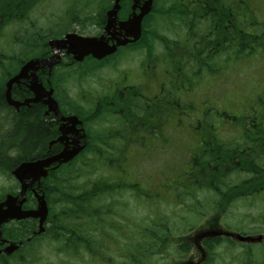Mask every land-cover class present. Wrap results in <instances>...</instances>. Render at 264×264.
I'll return each mask as SVG.
<instances>
[{
  "label": "trees",
  "instance_id": "obj_1",
  "mask_svg": "<svg viewBox=\"0 0 264 264\" xmlns=\"http://www.w3.org/2000/svg\"><path fill=\"white\" fill-rule=\"evenodd\" d=\"M40 1L0 0V15L2 18L4 14L10 16L9 11L20 15V10H27L30 18ZM232 1L218 0L216 5L220 22L229 18L233 24L227 29L212 20L208 10L212 8V0H190L189 11L185 13L191 20L189 42L179 50L174 45L172 52L163 57L173 62V70L179 69L194 82L201 78L197 68L202 63V68H206L209 61L225 55L233 67L250 58L249 55L264 52V22L254 17L262 0H246L251 2L247 10L243 8L247 4ZM182 2L173 0L166 5L155 2L152 13L144 21L146 33L139 43V48L147 50L140 62L143 67L148 60L155 61L151 60L150 53L158 44L157 40L165 43L164 38L152 33L155 17L161 20V15L173 16L183 24ZM201 22L205 24L204 31L198 25ZM210 31L212 35L205 37ZM219 35L227 37L225 45L218 39ZM9 39L13 45L11 63L10 66L0 65V82L8 72L17 71L23 58L35 56L38 49L36 38L34 42L32 36L24 42L19 33L13 32ZM196 39H203L204 49H211L210 42L216 45L204 62H198L199 54L192 59L193 51H198L194 44ZM247 48L250 54L244 53ZM3 52L0 51L2 57ZM214 66L219 72V66L216 63ZM181 76L174 77L161 92L158 88L161 79L157 80L158 94L154 98L145 96L140 89L137 97L130 98L131 106L121 110V118L115 123L107 120V135L95 128L89 132V141L76 159L94 172L100 167L107 169L106 175L100 174L84 183H71L79 176V172L76 175L69 169L74 160L49 171L41 181L49 207L45 232L31 237L12 254L0 256V264H69L72 259L75 264L76 261L82 264H156V260L166 262L168 255L174 253L180 261L166 264H181L194 248L190 236L201 216L208 218L198 228L216 220L219 226L229 228V223L222 224L227 214H234L233 210L240 205L255 207L258 197L264 201V102L257 99L250 105L247 98L249 86L258 81V75L242 78L244 80L232 78L227 88L221 89L220 97H206L197 105L171 97L181 84ZM193 88L194 84L187 85L189 91ZM213 100L219 105L214 110ZM73 104L76 106L73 111L85 118L88 111L83 105L77 101ZM27 110L28 115H33ZM96 115L101 118L100 113ZM48 131V121L25 122L17 116L10 118L6 126V136L10 139L0 140V152L6 154L0 156V175L10 178V170L19 162L45 156L49 152ZM16 188L15 183L14 187L3 190L0 199L7 192L15 193ZM34 203L29 193L26 206ZM263 216L260 211L254 217L261 222L252 226L253 232L264 230ZM176 222L180 225L175 230ZM33 229L34 221H19L5 225L3 235L21 240ZM234 229L248 233L240 227ZM40 245H45L44 248L52 245L50 254L62 255L65 261L50 262L40 254ZM202 245L206 255L200 264H264V238L261 244H247L228 236H217L203 239Z\"/></svg>",
  "mask_w": 264,
  "mask_h": 264
},
{
  "label": "flooded vegetation",
  "instance_id": "obj_2",
  "mask_svg": "<svg viewBox=\"0 0 264 264\" xmlns=\"http://www.w3.org/2000/svg\"><path fill=\"white\" fill-rule=\"evenodd\" d=\"M143 1L144 0H138L136 6L132 7L135 0H119L120 6L116 15L111 17V27L106 31L104 28L109 19L108 11L112 7L114 0H100V6L93 12L90 5L81 6L77 9V0H71L69 1L70 7L66 8L61 16H58L55 21H51L50 24L45 27L44 25L38 26V29H36L35 17L30 15L29 18L27 10H20V15H14L12 11H9L10 16L4 14V17L2 18L0 15V51H4L3 57L0 56V65L3 63L5 66H10L13 45L11 43L12 40L10 41L9 38L13 35V32L19 33V38L24 42H26V39L30 38V36L34 37V42L36 38L35 45L38 47L35 56H27L26 58H23L18 65L17 71L14 74L8 72L6 77L0 82V94L3 100L0 102V140L6 142L10 139L9 135L6 136L7 121L12 117L17 116L19 120L25 122H49V137L47 138L49 152H47L45 156H42V158L49 154L58 153L64 147L74 148L82 145L85 146L90 138L89 132L93 131V128L103 131L107 135V130L105 129L107 120H114L113 122L115 123L116 120L121 118V110L127 106H131L129 103L130 98L137 97L140 89H142V93L145 96L148 97L153 95V97L150 98H154L158 94L156 86L157 80L161 79V84L158 87L159 90L161 88H167L171 82L168 70H173V62L170 63L167 61V57L166 60L163 59V57L166 56L167 51L166 49L161 50L160 44H155L152 55L150 56L151 60L154 58L155 61L151 62L148 60L147 66H142V70L144 71L142 73V82L139 83L138 81L137 83H133L129 78L128 73L125 70H119L118 68L119 62L128 57L131 58V55L140 54L141 57L144 56L142 51L145 50L146 47L139 48V43L142 42V36L146 33L144 21L147 16L152 13L155 0H153L150 12L142 19L141 35L136 41L127 42L125 45H119L113 53L106 55L101 59H97L91 54H85L81 59H76L75 53L72 51L73 43L71 40H74V36L79 34L84 37L103 36V40L108 44L115 43L118 38H124V31L120 29L119 23L125 21L133 12L136 14L139 13V5ZM231 2L233 3L232 0ZM239 2L241 4L242 2L247 4L246 7L243 6L245 10L251 5V2L246 0H239ZM217 4L218 0H212V8L208 9L211 11L212 20L215 22L217 21L215 25L221 23L225 28H231L233 24L230 22L229 18L225 22H220V15L216 12ZM190 5V0H183L181 6L182 12L185 15L182 24L185 29H189L191 25V20L185 14L189 11L188 7ZM19 9H21V7H19ZM230 11L231 10H229V12ZM46 12L48 11H41L39 13L41 16H45ZM50 15L53 16L54 12H50ZM198 25H203V22L198 23ZM12 26H16L17 28L11 30ZM91 26L94 28L92 32L87 34L82 32ZM204 29L205 26H202L203 31ZM213 29L216 30L217 28ZM210 35H212V31L208 32L205 37ZM217 35L218 34H216V36ZM218 39L222 41L224 45L228 41L227 37L224 35H219ZM187 42H189V37H184L178 44H176L175 49L179 50L186 47ZM194 44L198 46V51L196 53L193 51L192 59L198 58L199 54V63L200 61L204 62L205 57L208 56V52L216 47L215 44L210 42L209 45L211 49L202 48L203 39L200 41L196 39ZM157 49H160V52H156ZM172 50H169V52L171 53ZM244 53L250 54L249 49H245ZM249 56H255L258 64L260 60H262L264 64V52ZM31 60L41 63L29 67L23 77L10 85V97L20 103L16 107L9 103L6 98L7 82L9 79L17 75L21 71V68ZM159 64L162 65V71L160 74H158ZM203 66L204 63L201 64L200 68H197L198 74H200V72L202 73L203 69H205L202 68ZM104 70L108 71L106 73L108 76L103 79L98 78V74ZM79 72H82L83 75L81 76L82 73ZM260 72L262 71L258 72V76ZM199 77H201V75H199ZM33 78H35L34 81ZM262 78L263 79L255 81L249 86L250 90L247 92V98L250 105H254L257 99L261 101V103L264 102V86L258 87V83L264 82V76ZM69 81L77 85L78 92L73 90ZM90 81L93 83V86L88 88L86 87V84ZM32 82L42 88L40 98L36 101H33L36 95L35 92L31 90ZM164 89H161L160 92ZM49 97H51L56 103L55 109H52L53 104L50 102ZM74 101L81 103L84 110L88 111L85 118L73 111V109L76 108L73 104ZM200 101L201 100L199 99L198 101H195L193 97L181 100V102L195 105ZM208 101H210V99H208ZM212 102L213 110L215 109V106L219 107L217 102L215 103L214 100ZM27 109L31 111L33 115L29 114V116L28 113L25 112ZM96 113L101 114L100 119ZM93 115L94 117H92ZM71 117H76L79 123L76 122L72 124ZM27 118H29L30 121ZM114 133H117V130H115ZM60 138L61 141L57 140ZM3 155L5 156L6 154L0 152V156ZM214 226L227 229L226 227L219 226L217 220L215 223L212 222L208 227ZM252 233L255 232H251L250 235H252ZM2 247L3 245H0V249ZM201 261L202 255L201 253H197L188 264H200Z\"/></svg>",
  "mask_w": 264,
  "mask_h": 264
},
{
  "label": "rangeland",
  "instance_id": "obj_3",
  "mask_svg": "<svg viewBox=\"0 0 264 264\" xmlns=\"http://www.w3.org/2000/svg\"><path fill=\"white\" fill-rule=\"evenodd\" d=\"M99 1L100 0H97V1L96 0H77L76 8L79 9V7L81 6L90 5L92 7V12H93L96 8L100 6ZM158 3L166 5L169 3H173V0H158ZM69 7H70L69 0H42L40 1L38 4L34 6L33 11L31 13V16L35 17L34 20H35L36 29H38V26L44 25L45 27L49 25L51 21L52 22L53 20L55 21V19L58 16H61L64 13L65 9ZM260 7L262 8V11L259 14H257V18H258L257 20L264 22V0L260 2ZM171 8H174V7H171ZM175 9L178 10V8H175ZM41 11H48V12L45 13V16H41V14L39 13ZM180 11H182V7L180 8ZM50 12H54V15L51 16ZM155 15H157V12L153 14L154 17ZM181 15H184V14L181 13ZM155 18L157 21H155L152 24L151 30H152V33H156L160 35L159 38L165 39V43L161 39H158L157 42L158 44L161 45V50L166 49L165 47L169 46V48L166 49L167 54L169 50H172V47L178 44L185 35L189 37V32L191 31V27H189V29H185L183 25L178 23L173 16L161 15V20L158 17H155ZM200 26H205V25L203 24ZM16 28H17L16 26H12L11 30H14ZM92 30H94V28L91 26V27L86 28V30L82 32L87 34V33L92 32ZM153 50H154V47L152 48V51L150 53L151 55H152ZM146 52L147 50L142 51L144 56ZM156 52H160V49H157ZM144 56L141 57L140 54L131 55V58L128 57L119 62V66H118L119 70L120 69L125 70L128 73V76L133 83H137L138 81L140 83L143 81L142 73L144 71L142 70L143 65H141L140 62L142 61ZM147 59L149 58L147 57ZM242 62L244 64L240 63V64H236L238 66L232 67L229 60L226 58V56L221 55V57L217 59L216 61H213V62L209 61L207 63L206 68L203 69V72L202 73L200 72L199 74L201 75V78L198 80H195L194 82L188 80L185 77V74L183 75L182 71H180L179 69L168 70L170 78H171V82L173 81L174 77L182 75L181 78L179 79V82L181 84L179 85V88L176 89V92L171 94V97L178 101H181L184 98H192V97L194 98L195 101H198V99L201 100L205 97H209V98L214 97V96L220 97V94H221L220 92L222 91L221 89L227 88L232 78L250 79L254 77L255 75H257L259 71H262L259 73L257 80L263 79L262 77L264 76V64L262 60H260L258 64L255 56H252L250 58H247L246 60H242ZM214 63H216L219 66V72L215 71ZM158 71H159L158 74H160V72L162 71L161 64H159L158 66ZM107 72H108L107 70L101 71L98 74V78L103 79L107 77L108 76L106 74ZM93 81H94V77H93ZM91 83H92L91 81L88 82L86 84V87L89 88L90 86H93V83L92 84ZM69 84L73 87V90L75 92H78V87L75 83H71L69 81ZM188 84H194L195 88H193L192 91H189L187 89ZM263 86H264V82L258 83V87H263ZM244 97H247V96L244 95ZM170 151L172 154L173 153L172 148H170ZM168 154H169V151H168ZM88 158L92 159L93 157L88 156ZM69 169L73 171V174H76V175L79 172V176H77V179H73L71 183H84L85 181H89V180L92 181L93 179L99 177L100 174L101 176L107 174V169H103L102 167H100L96 172L89 170L80 161H78V159L74 160V163L69 167ZM10 187H14V181L10 179L9 177H7L6 175H3V176L0 175V193L3 190H6ZM258 198L259 199L255 201L256 203L255 207L244 206V205L238 206L237 208L233 210L234 214H227L223 218L222 224L225 225L229 223L228 227L231 230H234V227H240V229H242L243 231L253 232L252 226L256 224H260L261 222V221L254 220V217L260 211L264 213L263 212L264 211V201H261L262 199L261 197H258ZM260 202H263V203H260ZM197 208L198 207L195 206L193 208L194 211H196ZM241 217H245V218L241 219ZM207 218L208 216L207 217L201 216V219L199 220V222H197L194 228L197 229L198 226H200V224H202L204 220ZM261 219L264 220V216ZM176 223H177V226L175 227V230L180 225L178 222ZM260 233L264 234V230H262ZM254 244H261V243H254ZM43 246L45 245L38 246L40 249V254L45 256L47 259L49 258L50 262L58 263L59 261H65L66 258L62 255L50 254L52 245H47L46 248H44ZM174 254H169L167 261L164 263H161V261H158V260H156L155 263L156 264H166L167 262L169 263L171 261L180 260V258L178 256H175ZM192 254H193V250L190 251L183 259H186V260L190 259ZM115 257L118 258V256H115ZM225 258L227 259V255H225ZM73 260L74 259H72L69 262V264H75ZM76 263L82 264V262H79V261H76ZM83 264H90V263H83Z\"/></svg>",
  "mask_w": 264,
  "mask_h": 264
},
{
  "label": "water",
  "instance_id": "obj_4",
  "mask_svg": "<svg viewBox=\"0 0 264 264\" xmlns=\"http://www.w3.org/2000/svg\"><path fill=\"white\" fill-rule=\"evenodd\" d=\"M119 0H115V3L113 7L111 8L110 12H108V22L105 26V29H109L111 27L112 19L111 17L113 15H116V11L119 8L118 4ZM137 0H135V3ZM133 4V7L136 6V4ZM152 0H146L144 3L139 6V13H132V15L124 22L120 23V29L124 31V35L126 38L124 39H117L116 44H113L111 46L107 45V43L102 42V39H97L95 37H81V36H74V40H71L72 44V51L75 53L76 59H81L83 55L91 53L96 58H101L106 54L112 53L116 46L123 45L129 41H135L139 35H140V27H141V19L144 15H146L150 8H151ZM73 36V35H72ZM54 43V42H52ZM41 62L38 61H29L23 68H21V71L15 75L13 78H11L7 83V90H6V98L9 103L15 105L16 107L20 104L17 101H13L10 99L9 90L10 85L13 82H17L21 77L24 76L26 70L34 66L35 64H40ZM43 63V62H42ZM35 78H33L34 81ZM31 90L35 92V98L33 101H36L40 98V92L42 90L41 87H39L36 83L32 82ZM48 95V93H47ZM50 102L53 104L52 109L56 108V103L53 101L51 97H49ZM72 124L79 121L76 119V117H71ZM61 141L60 139H57ZM83 146H78L74 148H67L64 147L59 153L53 154L51 156L33 159V160H27L22 161L19 163L14 169H12L11 174L15 177V179L20 184V191L18 195H12L7 194L3 201L0 202V225L3 222H6L10 219H25L28 217L31 218H37L39 223V232L43 230V223L47 216V204L44 198V194L42 192H38L34 188L33 196L36 198V207L33 209H22V204L26 201V191L28 189H31L32 185L36 182V186L39 187L40 178L45 177L47 175V168L53 164H61L65 163L69 160H71L81 149ZM1 234V232H0ZM228 235L232 236L238 240L241 241H247V242H254V241H260L261 236H243L237 233L232 232H224L221 230H211L206 233H202V235ZM21 245V243L15 244L13 242H10L3 250L5 253H11L15 249L18 248V246Z\"/></svg>",
  "mask_w": 264,
  "mask_h": 264
}]
</instances>
